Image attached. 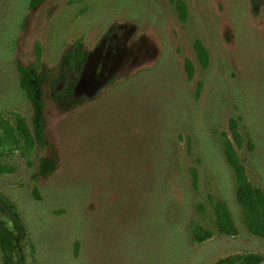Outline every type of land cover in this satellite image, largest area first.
Wrapping results in <instances>:
<instances>
[{"label": "rangeland", "instance_id": "374dc122", "mask_svg": "<svg viewBox=\"0 0 264 264\" xmlns=\"http://www.w3.org/2000/svg\"><path fill=\"white\" fill-rule=\"evenodd\" d=\"M176 1L0 0V117L32 123L17 62L43 79L46 145L0 157L13 168L0 174V198L23 223L25 264L264 257L222 149L238 119V155L264 191V0H181L184 15ZM209 195L227 204L235 235L216 230ZM195 225L211 237L193 241Z\"/></svg>", "mask_w": 264, "mask_h": 264}, {"label": "trees", "instance_id": "16d2710c", "mask_svg": "<svg viewBox=\"0 0 264 264\" xmlns=\"http://www.w3.org/2000/svg\"><path fill=\"white\" fill-rule=\"evenodd\" d=\"M42 0H30V7L34 8ZM176 8L184 15L185 5L181 0L176 1ZM6 10L0 5V15ZM194 50L197 58L203 66H207L208 53L200 41L195 42ZM76 50L72 51L68 60L76 59ZM81 55L78 57L80 58ZM18 87L24 98L30 103L34 116L31 125L21 114H15L13 120L0 117V157L4 155L7 146L19 150L22 154L32 151L34 148L45 146L47 138L44 132V100L42 92V75L37 66L25 65L17 62ZM187 76L191 78L194 73L193 63L187 59L185 62ZM229 132L223 134L222 149L224 158L231 168L236 183V199L243 212V220L246 228L253 234L264 238V191L255 186L248 179L244 164L238 155L237 149L243 144V135L239 129L238 119L231 118L229 121ZM252 147L251 141H248ZM47 162V160H44ZM50 164V163H49ZM11 165L0 163V174L11 173ZM193 185H197V171L191 169ZM208 201L214 215L216 230L225 235H235L236 225L227 204L213 195H209ZM0 211L11 222V227L0 218V250L2 252L3 264H25L24 256L21 254V241L25 230L21 218L14 206L0 198ZM210 234L201 226L195 225L192 230V240L203 242L210 238ZM264 257L257 253L233 254L220 259L219 264H262Z\"/></svg>", "mask_w": 264, "mask_h": 264}]
</instances>
